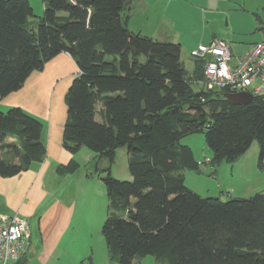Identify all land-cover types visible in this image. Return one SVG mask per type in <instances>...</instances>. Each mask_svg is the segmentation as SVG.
<instances>
[{
  "label": "trees",
  "instance_id": "obj_1",
  "mask_svg": "<svg viewBox=\"0 0 264 264\" xmlns=\"http://www.w3.org/2000/svg\"><path fill=\"white\" fill-rule=\"evenodd\" d=\"M34 27L28 0H0V98L21 88L61 52L78 72L64 95L63 148L86 147L114 161L125 146L130 180L95 167L107 209L101 234L110 261L135 264L152 255L161 264H264V189L250 197L201 196L184 182L183 169L202 162L180 144L202 132L211 166L237 159L254 141L264 165V99L230 103L228 89H206L202 61L192 69L181 45L130 30L131 0H42ZM202 85L201 87H196ZM99 115V120L96 119ZM42 122L18 106L0 111V177L42 162ZM71 158L58 175L74 173ZM85 264H92L90 259Z\"/></svg>",
  "mask_w": 264,
  "mask_h": 264
},
{
  "label": "crops",
  "instance_id": "obj_2",
  "mask_svg": "<svg viewBox=\"0 0 264 264\" xmlns=\"http://www.w3.org/2000/svg\"><path fill=\"white\" fill-rule=\"evenodd\" d=\"M184 1L189 0H131L130 7L123 13L127 27L160 41L180 44L181 35L175 26L177 27L178 15ZM202 1L204 4L199 6L202 9V28L197 40L199 44H208L216 38L222 39L229 47L231 62H235L237 57L251 49L258 37L263 36L260 26L264 21V2L255 4L253 0ZM258 8H261L262 14L258 13ZM148 19H151L149 21L152 27ZM240 19H244L247 25L236 28L240 26ZM235 21L237 22L234 23ZM249 35L254 39L247 40L246 36ZM193 44L187 47L193 48ZM193 64L194 59L191 69ZM77 72L74 59L68 53L61 52L50 59L43 69L32 72L20 89L0 98V110L18 106L41 120V140L46 147L42 162L32 163L28 170L18 175L0 177V216L17 215L30 219L31 222L33 217L40 213L37 228L40 233L42 230L46 242L54 246V251L61 252L62 245L71 247L74 244V234L69 229L74 218L79 227L83 225L87 232L91 231L87 209H70L65 202L70 203V197L64 192L54 193L59 183V178L54 176L55 167L71 158L76 161L75 156L63 148L62 133L66 120L64 95ZM82 184L88 186L87 179L83 176L77 177L74 190ZM47 198L52 201L48 207L45 205ZM31 238L30 233L26 250L17 264H45L48 244L32 245ZM86 244H74L78 249L73 251L76 257L70 264H85V259H90L92 264H111L108 256L102 255V249H105L107 254L105 245L98 243L95 250V246L90 242L87 241Z\"/></svg>",
  "mask_w": 264,
  "mask_h": 264
},
{
  "label": "rangeland",
  "instance_id": "obj_3",
  "mask_svg": "<svg viewBox=\"0 0 264 264\" xmlns=\"http://www.w3.org/2000/svg\"><path fill=\"white\" fill-rule=\"evenodd\" d=\"M253 1L255 4H262L264 2V0ZM28 2L33 11V16L28 18V26L34 27L38 21V18L43 14L44 4L42 0H28ZM200 4H204V1H184L183 6L180 9L181 12L178 15L177 27L175 26V28L178 29V33L181 35L180 57L184 62L186 69L189 71L192 66V60L194 59L190 55V50L199 44L197 40L200 37L202 28V21L200 20L202 9L199 7ZM258 13L262 14L261 8H258ZM138 17L140 19L139 14ZM263 17L264 15L262 18ZM149 20L151 19H148V21ZM238 21H240L238 23L240 26L236 28H243L247 25L244 19H240ZM236 22L237 21L234 23ZM149 25L152 27L150 21ZM252 38L254 39V37L250 35L246 36L247 40ZM261 39L262 36L261 38L258 37L254 42ZM192 43H194L193 48L190 46L187 47V45ZM201 86L202 85H198L196 87ZM7 110L9 109L6 108L0 111L6 112ZM96 119L99 120V115H96ZM179 143L190 146L194 152L195 159L198 162H202L199 166V169L196 171H191L188 169L182 170L185 185L189 189L197 192L199 195L203 197H219L222 200H226L229 196L250 197L264 189V165H258L260 145L257 140H254L237 159L233 161L222 159L213 166H211L208 161V158L211 157V153L205 143L204 134L202 132L185 135L180 139ZM72 155L75 156L76 162H78L80 166L74 173L67 174L66 176L64 174L58 175L54 171V176L59 178V183L55 187L54 193H66V196L70 197L71 200L70 203L65 201L70 209L74 208L76 211L87 209V215L90 219L89 225L91 227V231L87 232L83 225L79 227L78 222L75 221V218L73 223L69 226V229L71 232L73 231L74 244L85 246L87 245L86 243L88 241L93 245V247L95 246V250H97L98 243L105 245L103 236L101 234V226L106 216L107 198L104 184L100 177L96 175L95 167L99 166L102 168L109 165L110 174L113 178L119 180H130L131 176L127 167L126 147L122 146L115 150L114 161L110 164L107 158L94 157L95 154L84 146ZM82 176L87 179L88 186L82 184L74 190L75 180L77 177ZM69 179H71L70 182L66 183ZM51 203L52 201L47 198L45 205L48 207ZM40 216L41 215L39 213L37 216L33 217L31 222L30 219L28 220L30 223L29 232L32 236V245L43 244L45 246L48 244V251L46 252L44 259L45 264H70L76 257V254L73 251L78 249V246H75L73 243L71 247H65L62 245V252L54 251V246H52L51 243L46 242L42 230L40 233L39 229L37 228V222ZM95 223L96 229H94ZM26 247L27 246H25V250ZM102 255L107 257L105 249H102ZM84 262L87 263L88 260L85 259ZM111 264L118 263L111 261ZM135 264L161 263L159 260H156L154 256L147 255L140 260H137Z\"/></svg>",
  "mask_w": 264,
  "mask_h": 264
},
{
  "label": "built area",
  "instance_id": "obj_4",
  "mask_svg": "<svg viewBox=\"0 0 264 264\" xmlns=\"http://www.w3.org/2000/svg\"><path fill=\"white\" fill-rule=\"evenodd\" d=\"M260 27L262 39L235 62H231L229 47L222 39L200 43L190 50L191 57L202 61L201 82L206 89L247 92L264 99V21ZM29 229V222L24 217L0 216V264L18 263L27 246Z\"/></svg>",
  "mask_w": 264,
  "mask_h": 264
},
{
  "label": "water",
  "instance_id": "obj_5",
  "mask_svg": "<svg viewBox=\"0 0 264 264\" xmlns=\"http://www.w3.org/2000/svg\"><path fill=\"white\" fill-rule=\"evenodd\" d=\"M224 98H226L232 104H248L253 100V96L247 92H228L225 93Z\"/></svg>",
  "mask_w": 264,
  "mask_h": 264
}]
</instances>
